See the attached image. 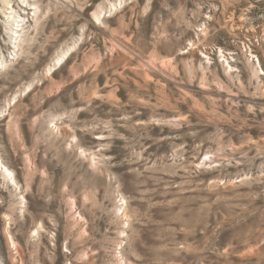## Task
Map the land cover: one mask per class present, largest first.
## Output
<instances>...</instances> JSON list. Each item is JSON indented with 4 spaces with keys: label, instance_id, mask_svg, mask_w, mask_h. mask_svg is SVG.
<instances>
[{
    "label": "rangeland",
    "instance_id": "rangeland-1",
    "mask_svg": "<svg viewBox=\"0 0 264 264\" xmlns=\"http://www.w3.org/2000/svg\"><path fill=\"white\" fill-rule=\"evenodd\" d=\"M0 264H264V0H0Z\"/></svg>",
    "mask_w": 264,
    "mask_h": 264
}]
</instances>
